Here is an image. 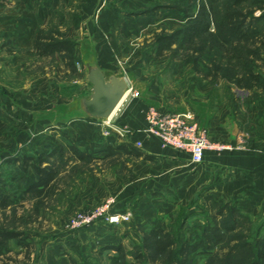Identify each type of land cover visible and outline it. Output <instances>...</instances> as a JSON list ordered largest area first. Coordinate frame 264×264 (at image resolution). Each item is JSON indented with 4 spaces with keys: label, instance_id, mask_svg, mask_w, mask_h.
Wrapping results in <instances>:
<instances>
[{
    "label": "rangeland",
    "instance_id": "374dc122",
    "mask_svg": "<svg viewBox=\"0 0 264 264\" xmlns=\"http://www.w3.org/2000/svg\"><path fill=\"white\" fill-rule=\"evenodd\" d=\"M5 1L11 4V0ZM94 1L98 0H56L55 6H51V18L47 21L40 19L39 30L57 29L63 36L80 41L85 32H88L86 29H90L93 22L96 25V20L100 21L102 18L105 30L100 33L101 35H98L103 40L108 42L109 39L113 43L109 49L112 56L111 66L114 70L124 73L128 82L135 90L139 91L138 101L148 107L155 106L162 111L192 112L193 108L198 106L199 95L196 93L200 90V97L202 99L205 97L208 100L204 107L212 102L224 104L229 101L233 103L234 112L241 113L240 108L246 104L243 94L245 90L221 79L217 83H211L209 79L198 74L192 64H185L180 56L170 53L158 55L155 35L161 32H172L185 24L182 12L175 8L176 2L181 0H104L105 2H102V6L97 8L93 16L80 13L84 5L90 2L94 3ZM41 3L42 1L38 0L35 9H39ZM103 6H106V10L113 8L115 13L108 12L101 17L98 12ZM153 10L154 14H149ZM254 14L256 16L264 15V9L257 8ZM258 25L262 33L257 36L256 43L261 45L264 42V18ZM1 34L2 32H0V37H4V34L2 36ZM3 40L9 53L17 56L15 59L18 70H13L11 67V71L8 72V66H4V70L0 67V86L5 81L10 86L14 85L19 94L17 99L11 101L13 104L11 106H15L17 109L6 107L0 111V117L4 120L3 131L0 132V161L6 154L15 156L19 151L18 140L24 135H39V128H43L38 124L39 120L43 119L40 110H29V105L25 104L24 91H28L25 89V85L33 81L35 88H32L35 90V97L37 100L40 99L39 103L41 104L38 107L42 108L46 106L42 103L54 101L50 91L45 89V85L53 84L52 89L56 91V94L67 96L68 91L72 93L70 89L73 86L76 87L75 79L80 77L79 70L82 66L80 52L79 58L76 60L77 76L67 67L60 55L40 58L38 55L31 54L28 48L9 46L7 38ZM78 49L80 50V45H78ZM261 54H263L262 59L257 60L255 66L256 70L264 75V51ZM198 78L201 79L200 84ZM204 80L211 87L204 85ZM80 81L83 80L80 79ZM235 98L240 104L238 109H235ZM35 102L37 101L35 100ZM3 105L6 106V104ZM200 106H203L202 103ZM26 118H33L34 123L31 121L28 124L24 120ZM49 132L46 130L47 134ZM71 159L73 160L71 161ZM93 159L77 161L74 157H68L64 164H60L56 194L41 205L39 212L34 210L35 200L21 201V190L17 189L15 185L12 186L13 183L9 184V187H13L10 188L13 189L11 191L13 206L6 211L0 210V223L30 234L33 247L29 254L20 246L15 247L13 244L12 251L5 256H0L1 263L5 259L11 263L17 261L26 264H72V259L75 258L79 261L88 260L87 262L90 264H111L110 256L114 253L104 252L102 254L100 246L113 240L118 242L123 234L137 231L141 236L139 239H131L130 244L133 245V249L135 243L142 237L141 225L160 223L164 227H169L176 223L179 216L183 218L185 214L190 216L188 219L186 218L188 221L185 229L188 236L193 239L199 227L208 217L210 207L214 206L217 209L223 203L228 202H237L239 208L246 215L240 219L241 223L237 226L238 232H229L226 235L225 242L218 249L217 264H246L244 260L248 258L250 252L240 245L244 241L236 239L235 236L243 233L246 240L251 241L257 231L262 229L264 232V206L263 208H247L241 201L244 192L225 199L216 197L207 188L200 192H171L166 200L169 203L167 213L159 214L158 210L157 212L154 210L151 215H147L153 219L152 222L147 223H139L135 217L134 219L132 217L129 223L121 224L120 228L115 229V234L117 230H120L121 236L117 239L99 234L97 231L91 230L90 227L78 231L72 230L69 225L70 220L83 209L71 213L73 210L71 205L74 204V199L84 188L88 177L98 173L105 180H111L127 174L130 170L127 166L129 158L126 156L109 155L97 161ZM5 173L12 176V171L10 172L9 169ZM211 196L220 200L215 202L209 199ZM110 198L117 202V198L110 196L101 203ZM134 200H136V196L133 198ZM128 260L134 261V257L130 255Z\"/></svg>",
    "mask_w": 264,
    "mask_h": 264
},
{
    "label": "crops",
    "instance_id": "0c3cea01",
    "mask_svg": "<svg viewBox=\"0 0 264 264\" xmlns=\"http://www.w3.org/2000/svg\"><path fill=\"white\" fill-rule=\"evenodd\" d=\"M41 1L39 9H35L38 0H11V4L5 0H0V32L4 34V37H0V67L3 70L4 66H8V72L11 71V67L13 70H18L15 59L17 56L9 53V49L7 50L5 47L4 38H7L6 41H8L9 46L28 48L32 54L33 39L39 30L40 19L47 21L51 18V6H55L56 0ZM102 2L105 1L98 0L94 3H87L82 7L80 13L93 16ZM114 11L113 8L106 10V6H103L98 14L102 17V15ZM103 21L102 18L100 21L96 20V25L92 21L93 24H89L91 25L90 29H86L88 32H85L82 40L78 41L82 66L79 70L80 77L75 79L76 87L73 86L74 88L70 89L72 93L68 91L67 96H60L52 89L53 84L46 83L45 89L50 91L54 101L42 103L46 106L41 108L38 107L41 106L40 99L37 100L35 97L33 81L28 82L25 85L26 87L24 86L28 90L24 91L25 104L29 105V110H40L43 119L42 121L39 120L38 124L43 128H39V135H24L18 140L19 151L16 152L15 156L6 154L1 158V172L9 169L10 172L12 171V176L18 177L17 180L13 181L12 186L15 185L17 189L22 191L35 183L37 178L32 168L24 172L19 164L9 163L10 158L22 159L25 155L38 157L40 154H49L56 150L58 143L63 142L66 145L68 141H71L87 153L95 152L94 157L96 159H93L94 161L109 156L108 147H112L113 155L129 158L127 166L130 169L127 174L111 180H105L98 173L90 175L84 188L74 199V204L71 205L73 208L71 213L82 209H90L101 203L105 198L114 196L117 198L115 209L118 211H131L133 219L135 217L137 222L147 223L152 222L153 219L149 216L154 210L156 212L158 210L159 214L167 213L169 203L166 200L171 192H200L206 188L211 190L216 197L225 199H230L239 192H244V197L241 199L243 205L247 208H263L264 92L257 90L259 96L254 97L250 95L249 91L245 90L243 94L246 104L240 108L241 113L239 114L234 112L233 103L229 101L224 104L212 102L204 107L208 100L205 97L203 99L200 97V90L196 93L199 95V103L197 107L193 108L192 112L196 115L200 124L208 129L212 140L237 144L241 135L246 137L245 145L240 149L225 150L223 152L207 151L204 161L200 164L192 163L189 154L164 146L157 137L146 131L148 106L138 101L140 97L124 99L110 118L114 123L129 127L134 131V135L126 140L120 138L117 134L105 135L104 121L98 118L67 119L64 117L62 112L71 110V105L75 99L87 97L90 94L91 84L87 80V68L84 58H88V62L97 63L107 73L124 74L114 70L111 66L112 56L109 49L113 43L109 39L108 42L103 40L98 35L105 30ZM80 79L83 81L81 82ZM198 79L200 84L201 79ZM203 84L211 87L206 80L203 81ZM15 88L14 85L6 84L5 81L1 84L0 111H3L6 107H11L13 110L17 109L15 106H11L13 105L11 101L17 99L19 94ZM199 89H201V86H199ZM201 103L203 106H200ZM3 104H6V106ZM24 120L28 124L31 121L34 123L33 118ZM46 130H49L50 134H47ZM61 132L66 133L67 138L62 137ZM53 134L56 135L53 136ZM137 141H140L142 145L135 146ZM122 142L128 143L127 147L120 148L119 145ZM68 156L72 157L70 151L66 153L63 162L57 160V165L64 164ZM74 158L77 161L80 160L75 156ZM54 159L56 158L54 157ZM11 187H9L10 192L13 191V189H10ZM135 196L136 200L133 201ZM148 214L150 215L147 216ZM120 226L121 224L109 225L99 222L90 228L99 234L106 235V237L117 239L121 235L120 230H117L115 234V229L120 228ZM140 236V232L131 231L123 234L118 242L113 240L104 245L122 243L126 248L132 249L131 239H139ZM105 252L117 253L114 249H108Z\"/></svg>",
    "mask_w": 264,
    "mask_h": 264
},
{
    "label": "trees",
    "instance_id": "16d2710c",
    "mask_svg": "<svg viewBox=\"0 0 264 264\" xmlns=\"http://www.w3.org/2000/svg\"><path fill=\"white\" fill-rule=\"evenodd\" d=\"M175 8L182 12L185 24L172 32L155 35L159 56L165 53L180 56L185 64H192L198 74L213 84L220 79L225 80L239 89L249 91L254 97L259 96L258 91L264 92V75L255 66L257 60L262 59L261 53L264 51V42L261 45L256 43L257 36L262 33L258 23L264 15L254 14L255 9H264V0H181L176 2ZM149 14H154V10ZM78 45V41L63 36L57 29H40L34 35L32 54L40 58L60 55L67 67L78 76ZM234 101L235 109H238V99ZM3 127L4 122L0 118V132ZM60 135L67 136L64 132ZM127 144L122 142L119 147H127ZM69 151L72 157L86 161L92 160L95 154L87 153L74 142L68 141L66 145L58 143L56 150L49 154H40L38 157L25 155L22 159L12 157L8 160L9 163L19 164L24 172L30 168L34 170L36 182L22 190L20 196L21 201L35 200L36 212L56 194L60 173L57 160L63 162ZM108 151L113 155L112 147H108ZM17 179L16 176L0 172V210L12 208L9 184ZM209 199L215 202L220 200L215 196ZM208 213L193 239L185 229L186 218L190 217L185 214L169 227L160 223L141 225L142 237L131 250L122 243L108 244L100 246V253L108 249L116 250L117 253L110 256L111 264H217L218 249L225 242L226 235L238 232L240 219L246 214L237 202L223 203L217 209L211 206ZM30 238V234L0 223V256L12 251L13 244L30 254L33 247ZM235 238L243 240L240 245L250 252L244 260L246 264H264L262 229L253 235L251 241H247L243 233ZM130 255L134 261L128 260ZM2 261L0 264H26L17 261L11 263L5 259ZM87 261L73 258L72 264H90Z\"/></svg>",
    "mask_w": 264,
    "mask_h": 264
},
{
    "label": "built area",
    "instance_id": "2783aa9c",
    "mask_svg": "<svg viewBox=\"0 0 264 264\" xmlns=\"http://www.w3.org/2000/svg\"><path fill=\"white\" fill-rule=\"evenodd\" d=\"M139 96V91L128 82V91L124 99ZM146 122V131L150 135L157 137L164 146L189 154L194 164L202 163L207 151L223 152L240 149L246 141L244 135L239 137L237 144L212 140L208 130L202 127L191 111L165 112L150 106L147 108ZM104 129L105 135L117 134L124 140L134 135V131L129 127L116 124L111 119L104 121ZM141 145L140 141L135 142V146ZM115 203V200L110 198L94 208L77 212L69 222L70 228L78 231L99 222L109 225L129 223L133 217L132 212L118 211L115 209Z\"/></svg>",
    "mask_w": 264,
    "mask_h": 264
},
{
    "label": "water",
    "instance_id": "95a60500",
    "mask_svg": "<svg viewBox=\"0 0 264 264\" xmlns=\"http://www.w3.org/2000/svg\"><path fill=\"white\" fill-rule=\"evenodd\" d=\"M87 80L91 84L87 97L75 99L71 110L62 112L65 118H98L107 121L124 100L128 91V81L124 74H110L95 62L84 58Z\"/></svg>",
    "mask_w": 264,
    "mask_h": 264
}]
</instances>
